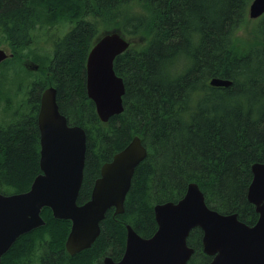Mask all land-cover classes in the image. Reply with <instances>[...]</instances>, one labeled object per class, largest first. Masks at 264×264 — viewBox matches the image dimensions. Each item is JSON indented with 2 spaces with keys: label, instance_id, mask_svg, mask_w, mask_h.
<instances>
[{
  "label": "trees",
  "instance_id": "16d2710c",
  "mask_svg": "<svg viewBox=\"0 0 264 264\" xmlns=\"http://www.w3.org/2000/svg\"><path fill=\"white\" fill-rule=\"evenodd\" d=\"M252 1L0 0V46L14 54L2 63L0 77L14 60L29 59L39 68L33 79L20 76L21 107L12 123L0 125V193L28 191L41 172L38 113L49 87L57 89L69 124L87 133L79 205L91 198L103 165L135 136L148 149L125 212H107L91 248L70 255L65 244L71 221L55 219L44 208L45 226L22 235L1 264H103L106 256L119 261L127 225L152 237L158 229L155 205L179 201L192 182L210 208L257 223L247 195L252 165L264 164V16L249 32ZM103 30H120L132 41L114 63L126 87L124 112L108 123L100 120L86 89L88 55ZM213 78L232 84L215 88L209 84ZM6 88L0 83L4 111L12 101V89ZM202 239L201 229L191 232L194 254L188 264L212 261Z\"/></svg>",
  "mask_w": 264,
  "mask_h": 264
},
{
  "label": "water",
  "instance_id": "95a60500",
  "mask_svg": "<svg viewBox=\"0 0 264 264\" xmlns=\"http://www.w3.org/2000/svg\"><path fill=\"white\" fill-rule=\"evenodd\" d=\"M263 16L264 0H253L248 9L249 19ZM131 43L120 30L105 31L88 55L87 94L103 123L124 112L126 87L123 78L116 74L114 63ZM13 57V53L0 47V74L2 63ZM209 84L226 88L232 82L213 78ZM38 127L40 174L26 192L0 193V264L22 235L45 226L44 208H50L55 219L71 221L65 244L70 255L91 248L101 233L107 212L112 208L116 215L125 212L135 170L148 156L142 138L135 136L103 165L91 198L79 205L87 133L81 126L70 125L61 113L55 87L45 89L41 96ZM252 173L247 197L259 215L255 225L242 222L236 213L224 214L210 208L199 185L192 182L179 201L155 205L158 229L152 237L144 238L127 225L122 259L115 261L106 256L103 264H188L194 254L188 239L196 228L203 231L204 252L213 257L208 264H264V164H253Z\"/></svg>",
  "mask_w": 264,
  "mask_h": 264
},
{
  "label": "rangeland",
  "instance_id": "374dc122",
  "mask_svg": "<svg viewBox=\"0 0 264 264\" xmlns=\"http://www.w3.org/2000/svg\"><path fill=\"white\" fill-rule=\"evenodd\" d=\"M251 20L248 23L247 29L250 32L253 29V26L256 24L257 20ZM64 31L63 29L60 30V32ZM105 30L102 31V33ZM59 32V33H60ZM245 29L242 32V34H245ZM241 34V35H242ZM2 48H5L8 50L9 53H11V49L8 45L4 44L2 46H0ZM36 66L38 67V65L34 64V62H31L29 59L28 60H22V61H18V60H14L11 61L3 70L4 72L2 73V76L0 77V83L5 84V86L9 89H12V101L10 106V110L8 111H4L2 110V107L4 104L0 105V125H6L7 123L9 124L13 115L15 113L16 109H20L21 107V103L23 102V91L20 92L18 95H16V91H17V86L16 83L20 82V76L22 77H26L28 78H35L37 75V71H36ZM39 71V69H38ZM12 83L15 85H12ZM19 98V99H18ZM10 121V122H9ZM7 124V125H8ZM6 125V126H7Z\"/></svg>",
  "mask_w": 264,
  "mask_h": 264
},
{
  "label": "bare ground",
  "instance_id": "6f19581e",
  "mask_svg": "<svg viewBox=\"0 0 264 264\" xmlns=\"http://www.w3.org/2000/svg\"><path fill=\"white\" fill-rule=\"evenodd\" d=\"M26 18V17H25ZM234 20V19H233ZM38 22V21H37ZM70 25V24H69ZM38 26V25H37ZM68 29V28H67ZM73 29V28H72ZM40 30V29H39ZM67 31V30H66ZM30 32V31H29ZM37 34V33H36ZM62 34V33H61ZM32 35V34H31ZM91 37V36H90ZM38 38V37H37ZM40 38V37H39ZM38 38V39H39ZM37 41H39V40H37ZM150 42H152V41H150ZM145 44V43H144ZM16 45V44H15ZM152 45V44H151ZM144 46H149L148 44L146 45H144ZM134 47V46H133ZM2 48V47H1ZM25 48V47H24ZM52 48V47H51ZM135 48V47H134ZM149 48V47H148ZM36 49V48H35ZM136 49V48H135ZM143 49V48H142ZM137 50V49H136ZM148 50V49H147ZM138 51V50H137ZM250 51V50H249ZM38 52V51H37ZM37 52H35V53H37ZM139 53V52H138ZM262 54V53H261ZM25 56V55H24ZM133 56V55H132ZM263 58V57H262ZM5 62V61H4ZM181 65V64H180ZM181 67V66H180ZM2 70V69H1ZM177 71V70H176ZM198 72V71H197ZM40 75V74H39ZM36 76H38V75H36ZM41 76H42V74H41ZM176 76V75H175ZM26 78V77H25ZM7 89V88H6ZM16 94V93H15ZM18 94V93H17ZM24 98V97H23ZM19 99V98H18ZM28 99V98H27ZM26 100V99H25ZM58 102V101H57ZM59 104V103H58ZM95 105V104H94ZM26 107V106H25ZM10 123H12V122H10Z\"/></svg>",
  "mask_w": 264,
  "mask_h": 264
},
{
  "label": "flooded vegetation",
  "instance_id": "af4514ba",
  "mask_svg": "<svg viewBox=\"0 0 264 264\" xmlns=\"http://www.w3.org/2000/svg\"><path fill=\"white\" fill-rule=\"evenodd\" d=\"M35 69H36V71H38L39 68L36 66ZM112 159H113V158H112ZM109 162H110V161H109ZM100 177H101V175H100ZM98 179H99V178H98ZM96 181H97V180H96ZM96 181H95V183H96ZM95 183H94V186H95ZM94 186H93V189H94ZM93 189H92V192H93ZM14 193H15V192H14ZM91 196H92V193H91ZM112 209H114V208H112ZM110 210H111V209H110ZM114 213H115V209H114ZM11 248H12V247H11ZM9 251H10V250H9ZM9 251H8V252H9ZM8 252H7V253H8ZM7 253H6V254H7ZM6 254H5V255H6Z\"/></svg>",
  "mask_w": 264,
  "mask_h": 264
}]
</instances>
